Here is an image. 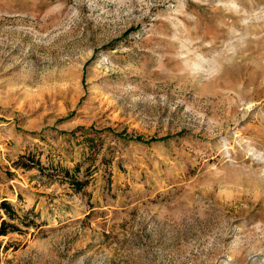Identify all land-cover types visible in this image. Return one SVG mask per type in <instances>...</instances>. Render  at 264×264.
I'll use <instances>...</instances> for the list:
<instances>
[{
    "label": "rangeland",
    "instance_id": "374dc122",
    "mask_svg": "<svg viewBox=\"0 0 264 264\" xmlns=\"http://www.w3.org/2000/svg\"><path fill=\"white\" fill-rule=\"evenodd\" d=\"M1 195L0 264H264V0H0Z\"/></svg>",
    "mask_w": 264,
    "mask_h": 264
},
{
    "label": "trees",
    "instance_id": "16d2710c",
    "mask_svg": "<svg viewBox=\"0 0 264 264\" xmlns=\"http://www.w3.org/2000/svg\"><path fill=\"white\" fill-rule=\"evenodd\" d=\"M139 140H142L141 137L138 138ZM152 140H154L152 138ZM29 164L31 167H35L37 165H39V167L41 168V170L44 169V167L40 166V160H35V157L34 156H30L29 158ZM79 167H77L78 169ZM65 177L71 181V185L75 188V190L77 191H80L83 189V187L85 186V182L81 181V180H78L74 175H71L70 174V171L66 170L65 172ZM0 209H4L6 214L9 216V218L11 220H16V219H21L20 215L18 214L19 212L16 210V208L14 207V205L8 201V200H2L0 202ZM23 224L25 226H30V225H34L36 224L34 221L32 220H24L23 221ZM10 232H22V228L19 227V225H17L16 223L14 222H8L6 220H3L1 222V225H0V235L3 236V235H8Z\"/></svg>",
    "mask_w": 264,
    "mask_h": 264
},
{
    "label": "crops",
    "instance_id": "0c3cea01",
    "mask_svg": "<svg viewBox=\"0 0 264 264\" xmlns=\"http://www.w3.org/2000/svg\"><path fill=\"white\" fill-rule=\"evenodd\" d=\"M5 198H6L5 196L1 195L0 200L5 199ZM11 203H12V202H11ZM12 204L15 206L16 210H17L18 212H20V208H18L16 204H14V203H12ZM23 206H24L25 208L29 209V207H27L25 204H23ZM24 207H23V208H24Z\"/></svg>",
    "mask_w": 264,
    "mask_h": 264
}]
</instances>
